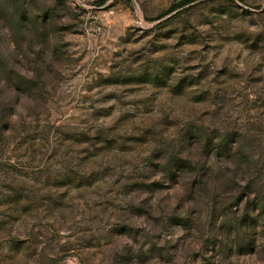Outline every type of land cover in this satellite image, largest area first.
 <instances>
[{
  "label": "rangeland",
  "instance_id": "rangeland-1",
  "mask_svg": "<svg viewBox=\"0 0 264 264\" xmlns=\"http://www.w3.org/2000/svg\"><path fill=\"white\" fill-rule=\"evenodd\" d=\"M0 0V264H264V0Z\"/></svg>",
  "mask_w": 264,
  "mask_h": 264
},
{
  "label": "trees",
  "instance_id": "trees-1",
  "mask_svg": "<svg viewBox=\"0 0 264 264\" xmlns=\"http://www.w3.org/2000/svg\"><path fill=\"white\" fill-rule=\"evenodd\" d=\"M192 1H194V0H183L182 3H190V2H192Z\"/></svg>",
  "mask_w": 264,
  "mask_h": 264
}]
</instances>
